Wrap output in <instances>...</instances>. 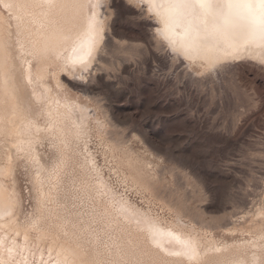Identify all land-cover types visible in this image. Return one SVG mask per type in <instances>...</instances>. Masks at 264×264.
I'll use <instances>...</instances> for the list:
<instances>
[{"label":"bare ground","instance_id":"obj_1","mask_svg":"<svg viewBox=\"0 0 264 264\" xmlns=\"http://www.w3.org/2000/svg\"><path fill=\"white\" fill-rule=\"evenodd\" d=\"M105 1L0 0L14 20L0 9V264H264V199L253 225L227 229L250 239L218 244L212 230L183 222L185 205L159 194L157 164L95 102L87 75L123 37ZM127 1L143 4L167 54L189 66L264 64L259 0ZM110 3L119 12L121 0ZM20 158L36 201L25 219Z\"/></svg>","mask_w":264,"mask_h":264},{"label":"rangeland","instance_id":"obj_2","mask_svg":"<svg viewBox=\"0 0 264 264\" xmlns=\"http://www.w3.org/2000/svg\"><path fill=\"white\" fill-rule=\"evenodd\" d=\"M105 2L108 22L123 37L87 75L96 87L95 102L127 144L157 164L159 194L185 205L183 222L212 230L218 244L250 239L249 233L227 229L253 225L250 216L264 199V64L238 58L212 70L189 66L167 54L156 28L146 24L153 18L142 3L121 0L118 12ZM0 9L6 21H14L1 4ZM32 172L16 160L22 219L35 210ZM116 178L112 174L118 185ZM132 199L146 204L138 194ZM156 210L170 216L159 205Z\"/></svg>","mask_w":264,"mask_h":264},{"label":"snow or ice","instance_id":"obj_3","mask_svg":"<svg viewBox=\"0 0 264 264\" xmlns=\"http://www.w3.org/2000/svg\"><path fill=\"white\" fill-rule=\"evenodd\" d=\"M261 9H264V0H259ZM246 7H251V5H246ZM261 23H264V11L261 13Z\"/></svg>","mask_w":264,"mask_h":264}]
</instances>
